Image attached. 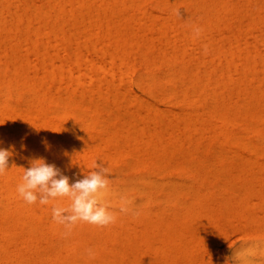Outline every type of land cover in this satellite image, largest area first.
<instances>
[{
    "label": "bare ground",
    "instance_id": "bare-ground-1",
    "mask_svg": "<svg viewBox=\"0 0 264 264\" xmlns=\"http://www.w3.org/2000/svg\"><path fill=\"white\" fill-rule=\"evenodd\" d=\"M146 1L0 0V264H215L235 222L256 237L235 264H264V0ZM37 158L106 167L115 223L65 237L67 197L16 190Z\"/></svg>",
    "mask_w": 264,
    "mask_h": 264
},
{
    "label": "clouds",
    "instance_id": "clouds-1",
    "mask_svg": "<svg viewBox=\"0 0 264 264\" xmlns=\"http://www.w3.org/2000/svg\"><path fill=\"white\" fill-rule=\"evenodd\" d=\"M193 31L195 36L200 35L199 28ZM207 51L205 46L204 53L207 54ZM10 155L9 150L0 148V175L9 168ZM109 174L106 167L98 166L96 170L70 183L69 177L62 174L55 164L37 158L30 161V167L25 169L22 182L16 190L29 205L37 201L47 205L52 199L67 197L71 201L68 207L54 205L52 208L53 220L65 227L64 235L67 237L78 222L100 227L115 223L116 217L108 210V205L102 202L103 194L108 189ZM88 255L94 257L95 254L89 249Z\"/></svg>",
    "mask_w": 264,
    "mask_h": 264
},
{
    "label": "rangeland",
    "instance_id": "rangeland-1",
    "mask_svg": "<svg viewBox=\"0 0 264 264\" xmlns=\"http://www.w3.org/2000/svg\"><path fill=\"white\" fill-rule=\"evenodd\" d=\"M147 9L152 12H156V9L154 7V3H153V0H147L146 3H145ZM195 51L198 49V48H194ZM194 51V50H193ZM64 54V53H62ZM136 67V68H134ZM133 70H131L130 72V76H131V79L133 80L132 85L134 87V89L137 91V92H140V83L138 81V78L140 77V75L144 74L146 72V70H144L145 68L142 67L141 65H139L138 63H135L134 66L132 67ZM141 73V74H140ZM135 80V81H134ZM63 123H66L68 122V120L70 121V119H60ZM228 128L229 129H232V130H239L241 129V127H238L237 125L235 124H230L228 125ZM253 135H251L252 137ZM88 163V166H91L90 163L87 161L86 164ZM88 166H84L86 168H83V171L82 172H85V173H88L90 172L91 167H88ZM90 169V170H89ZM88 170V172H86ZM93 171V170H91ZM145 174L147 172H145L144 170H141L139 172H135V175H138V174ZM179 174L181 176H179ZM77 175V174H76ZM80 174H78L77 176H75V178H81V175L79 176ZM84 175V173H82V176ZM150 175V174H148ZM151 175H153L151 173ZM163 177L166 176L169 177H172L171 179L174 180V181H179L180 183L179 184H184L185 183H189L190 182V179L188 177H186L185 175L181 174L179 171H173V172H170V173H167V174H163L162 175ZM174 177V178H173ZM181 177V178H179ZM184 177V178H183ZM74 178V180H75ZM175 178H179V179H176ZM156 203V204H155ZM160 202L158 201H154L151 203V210L153 211H158L160 209ZM157 207V208H156ZM237 222L235 223H230L229 226L226 225V228L225 229V226L222 228L224 230H220L219 233H218V236L216 237L217 239L219 238L220 240L218 242H216V239H215V242L212 244L211 248L212 247H216V250L215 249H212V254L215 253V255L213 256V263L216 262V263H219L220 262H225V264H235L237 262V258H236V253L238 252V250L246 243L248 242L249 240L253 239V238H256L255 236H253L252 234L250 233H247V232H243V229L240 228L241 225L239 224L238 226V223L236 224ZM232 225H236L235 227H232ZM237 226H238V229H237ZM240 228V229H239ZM234 229V230H232ZM242 229V230H241ZM227 230V231H230V232H227V233H224V231ZM238 231V232H237ZM224 233L223 236H226V237H223L221 235V233ZM226 232V231H225ZM242 233V234H239V233ZM226 234V235H225ZM239 234V235H238ZM222 236V238H220ZM264 238V237H263ZM216 244V245H214ZM215 250V252L213 253V251ZM216 253H219L218 255ZM217 255V256H216ZM223 255V256H222ZM216 256V257H215ZM234 257V258H233ZM215 258H217V260H214ZM221 258V259H220ZM224 258V259H223ZM220 259V260H219ZM215 263V264H216ZM220 264V263H219ZM222 264V263H221Z\"/></svg>",
    "mask_w": 264,
    "mask_h": 264
}]
</instances>
